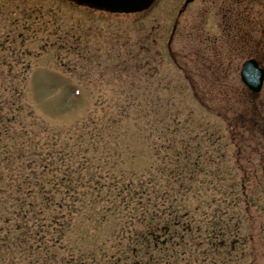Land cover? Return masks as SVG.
Returning a JSON list of instances; mask_svg holds the SVG:
<instances>
[{
	"label": "rangeland",
	"instance_id": "obj_1",
	"mask_svg": "<svg viewBox=\"0 0 264 264\" xmlns=\"http://www.w3.org/2000/svg\"><path fill=\"white\" fill-rule=\"evenodd\" d=\"M212 1L194 0L184 8V0H154L147 10L126 15L66 0H0V36L14 38L6 43L18 51L10 62L14 71L29 69L24 73L23 103L47 129L61 136L89 117L107 120V114H116L120 101L165 102L163 114L177 113L186 123L176 138L188 140L203 157L197 170L187 169L193 181L185 176L184 190L168 180L167 171L175 166L168 151H158L161 142L153 122L148 138L138 128L108 129L109 149L102 154L112 155L111 159L90 152L82 176L90 178L87 173L98 167L100 175L123 172L134 184L149 179L150 171L149 175L161 178L167 196L183 201L201 228L202 239L182 255L188 264H264V84L253 94L239 76L248 59L257 60L264 69V0H246L257 2L251 6L256 14L250 22H240L247 32L239 34L224 31L231 21L227 16L215 18L219 3L214 9ZM221 1L225 7L228 0ZM139 48L147 51L154 77L147 81V90L134 92L125 85L131 79H125L124 71L140 63L132 53ZM12 81L21 82V76ZM212 134H219L220 141L209 140ZM257 142L263 143L260 148ZM220 148L223 159L217 157ZM162 162L166 172L159 176ZM156 203L161 204L159 199ZM133 204L132 212L143 206H136L135 199ZM92 209L101 208L86 203L78 231L89 229L108 245L115 233L111 227L127 228L131 221L126 212L114 210L110 220L95 228L89 221L94 217ZM238 220L243 243L234 253L217 241L214 247L209 245V228L221 233L222 225L231 229Z\"/></svg>",
	"mask_w": 264,
	"mask_h": 264
},
{
	"label": "trees",
	"instance_id": "obj_2",
	"mask_svg": "<svg viewBox=\"0 0 264 264\" xmlns=\"http://www.w3.org/2000/svg\"><path fill=\"white\" fill-rule=\"evenodd\" d=\"M8 41L13 43V36H0V264H188L182 255L191 250L192 243L202 239L203 233L183 201L167 196L161 178L149 175L148 171L149 179H137L133 184L123 172L100 175L98 167L94 173H87L90 178L82 176L84 166L89 163L88 154L94 152L101 158L103 149H109L108 129L118 127L120 132L123 127L138 128L148 138L153 122L161 142L158 151H168L175 166L167 171L168 180L183 189L182 180H186L183 178L186 176L191 183V173L198 169L203 158L196 152L199 149L187 144L188 140L176 138L185 121L177 113L172 117L163 114L165 102L160 100L142 103L129 99L120 101L116 114H107V120L89 117L61 136L47 129L23 103L24 73L29 69L14 71L10 62H14L18 51L6 46ZM132 53L140 63L135 61V67L124 71L125 79H131L125 85L141 92L148 89L147 81L154 75L146 59L147 51L139 48V52ZM132 53L127 55L128 60ZM18 76L21 82L16 84L12 80ZM213 136L209 140L220 141L219 134ZM224 156L220 148L217 157ZM162 164L157 170L159 176L166 172V165ZM187 169L191 173L187 174ZM134 199L136 206L143 205L139 212H132ZM158 199L161 204L156 203ZM117 202L123 204L122 208L117 207L120 206ZM86 203L101 208L90 211L94 217L89 221L95 228L110 220L114 210L126 212L131 221L127 228L116 229L115 224L111 227L115 233H111L113 238L108 245L107 240L96 238L89 229L78 231ZM239 222L232 224L231 229L220 225L224 230L219 229L221 233L209 228L206 234L209 245L214 247L213 242L217 241L234 253L236 246L243 243ZM226 235L230 236L229 242L223 239Z\"/></svg>",
	"mask_w": 264,
	"mask_h": 264
},
{
	"label": "water",
	"instance_id": "obj_3",
	"mask_svg": "<svg viewBox=\"0 0 264 264\" xmlns=\"http://www.w3.org/2000/svg\"><path fill=\"white\" fill-rule=\"evenodd\" d=\"M77 6L109 14H136L147 10L154 0H67ZM185 6L194 0H184ZM240 81L252 93L261 91L264 82V70L254 60L245 61L239 72Z\"/></svg>",
	"mask_w": 264,
	"mask_h": 264
},
{
	"label": "flooded vegetation",
	"instance_id": "obj_4",
	"mask_svg": "<svg viewBox=\"0 0 264 264\" xmlns=\"http://www.w3.org/2000/svg\"><path fill=\"white\" fill-rule=\"evenodd\" d=\"M224 1L221 0H213V8L217 7V3H219V7L215 10V18L219 16H227L229 17L230 24H226L224 31L227 33L233 32V34H239L242 32H247L244 28V23H240L242 21L250 22L251 15H255L256 12L252 11L253 7L257 2L256 1H246V0H228L226 1L225 7L222 6ZM186 6H184L185 8ZM251 11V12H250ZM228 20V19H227ZM207 43L210 44V40H206ZM216 42V41H215ZM255 60V59H253ZM259 68H262L257 60H255ZM263 143L257 142L256 148H260Z\"/></svg>",
	"mask_w": 264,
	"mask_h": 264
}]
</instances>
